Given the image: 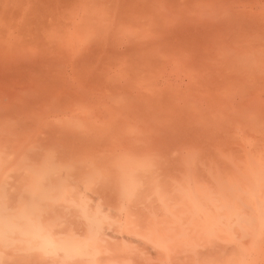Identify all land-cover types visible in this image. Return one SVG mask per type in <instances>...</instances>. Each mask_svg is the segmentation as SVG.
<instances>
[{"label":"rangeland","instance_id":"374dc122","mask_svg":"<svg viewBox=\"0 0 264 264\" xmlns=\"http://www.w3.org/2000/svg\"><path fill=\"white\" fill-rule=\"evenodd\" d=\"M0 102H18L24 108H20L22 112L8 110L4 114L0 108V115L7 116H0V215L11 217L19 211L32 216L37 211L40 217L49 210L36 200L40 191L57 190L53 193L58 199L66 190L83 191L80 194L91 197L85 205L86 213L101 211V200L105 198L104 202L112 207L107 208L109 215L111 210L115 215L120 212L111 223L116 225L120 220L123 224L114 227L98 223L90 233L82 216L70 207L62 211L64 206L57 203L60 211L55 208L52 216L62 219L65 228H59L63 234H77L83 241L103 238L101 244L106 245L107 253L100 254H110L109 260L117 257L120 264H160L165 254L158 253L167 242L157 251L150 249L152 244L157 245L151 240L158 237L151 236V228L147 229L149 220L155 217L149 211L161 208L158 203L149 204L156 199L155 191L144 189L148 193L132 201L134 196L125 190L127 181L137 180L136 184L142 185L138 183L151 177L165 185L164 191H180V187L186 188L189 177L205 182L212 181L210 176H228L233 182L235 175L259 173L262 166L264 174V0H0ZM44 158L50 160L37 168L48 170L55 163V173L23 172L24 167H33ZM19 162L23 171L15 173ZM68 164L72 173H60ZM136 173L141 175L135 179ZM72 180L77 181L74 186ZM81 184L85 189L79 188ZM250 186L256 189L259 184ZM168 193L172 191L166 196ZM226 193L221 196L224 198ZM17 198L22 200L21 209L14 208ZM229 200L235 201L231 195ZM35 201L33 208L30 203ZM162 207L170 216L173 208L168 200ZM134 213L135 218L140 215L136 225H125L126 214ZM33 218L31 227L36 222ZM161 218L156 226L162 223L160 231L164 234L165 225L174 221L167 217V222L165 217V223ZM262 224L258 229L250 226L257 232L256 237L262 233L263 243L258 246L260 251H252L254 259L250 257L248 264H264V221ZM236 228L229 236L239 247V241L250 231L243 238ZM191 238L195 243L199 240ZM221 242L215 243L217 248ZM240 244L243 247L238 248L239 252L244 251L245 243ZM236 246L231 245L238 252ZM83 252L86 259L96 253L86 248ZM194 254L189 255L190 260ZM98 256L94 258L101 264L103 258ZM233 256L228 259L234 260ZM200 257L196 256L195 261ZM166 258L165 262L169 260ZM46 259L27 246L17 249L0 244V264L52 261ZM77 261L72 264H87L86 260Z\"/></svg>","mask_w":264,"mask_h":264},{"label":"bare ground","instance_id":"6f19581e","mask_svg":"<svg viewBox=\"0 0 264 264\" xmlns=\"http://www.w3.org/2000/svg\"><path fill=\"white\" fill-rule=\"evenodd\" d=\"M5 79V78H4ZM6 99V98H5ZM3 102V101H2ZM0 104H2V105H0V108H1V110H2V113H3V111H5V113H6V111H13V110H15V111H18V110H21V109H24V108H22V106L20 105V103H18V102H15V103H7V104H4V103H1L0 102ZM21 108V109H20ZM15 111H13V112H15ZM13 112H10V114L11 113H13ZM20 112H22V110L20 111ZM1 113V112H0ZM16 113H19V112H16ZM16 113H14V114H16ZM4 114V113H3ZM3 114H1V115H3ZM9 114V113H8ZM13 114V115H14ZM0 115V116H1ZM4 116V115H3ZM3 116H2V118H3ZM5 117V116H4ZM7 117V116H6ZM5 117V118H6ZM6 127V126H5ZM15 127H13V128H11V129H14ZM25 128V127H24ZM23 128V129H24ZM11 129H9V130H11ZM7 132V131H6ZM5 132V133H6ZM12 132H13V130H12ZM19 133V132H18ZM22 133V132H21ZM7 134H9V132L7 133ZM1 135V134H0ZM10 135V134H9ZM1 137V136H0ZM4 137H6V135L4 136ZM2 144H4V143H2ZM1 146V149H2V145H0ZM7 147V146H6ZM4 149V148H3ZM19 149V148H18ZM25 155V154H24ZM24 157V156H23ZM23 157H21V158H23ZM42 158V157H41ZM48 160H50V159H43L41 162L40 161H38L37 163L38 164H34L33 165V167H30V168H26V167H24L25 169H24V171H23V165L21 164V162H19V166H18V169H16V172L15 173H18V172H25V173H55V170H56V165H55V163L54 164H51V166L48 168V170H42V169H39V168H37V166L39 165V164H43V162H46V161H48ZM20 164H21V166H20ZM69 166H71L70 164H68V165H66V170H64V171H62V172H60V173H72V168L71 167H69ZM1 167V166H0ZM21 168H22V170H21ZM138 174H140L141 175V173H136V174H134V176H133V178H135L136 179V177L137 176H139ZM239 175V174H238ZM154 177V179H156L155 178V176H153ZM228 176H225L223 179H221V177H219V178H213V176H212V178H211V176H210V180H212V181H208V180H206V179H204L205 180V182L206 181H208V182H210L209 184L208 183H205L204 181H202L201 179H198V178H193L192 180H190V178L191 177H189L188 178V181H187V185H186V188L184 189L183 188V186L182 187H180L178 190H180V191H175L176 189L175 188H173V190H171L172 191V193H168V196H166V193L167 192H171L170 190L169 191H164L165 189H163L164 187L163 186H165V185H163V184H160V183H157L156 181H157V179L156 180H153V178H151V177H145V180H143V181H141V182H139L138 184H142V185H137L136 183H137V180H129V181H127V184H125V190L128 192V193H132L130 196H134V198L132 199V201L134 200H136V199H138L139 198V196L140 195H142L143 196V194H145V193H148V192H145V190L146 191H148L149 190V192H152L153 190L155 191V198L157 199V201H156V199L155 200H150L149 201V204L151 203H153V204H157V206H159L158 208H160L159 210H160V213H157L155 210V212L153 213H150V211H149V214H152V216L151 217H153V216H155L156 217V219H155V217H153L154 218V220L151 218L149 221L152 223H150V222H148V219H147V222L150 224V225H147V229L148 228H151V229H149L148 231V233L151 235V236H153V237H158L157 239H152L151 240V243H155V244H157V245H153L152 244V248H150V249H153V250H155L158 246H160L161 244L162 245H164L166 242V244L164 245L165 247H162L161 249L162 250H160V253H158V255H160V254H165V256H162V257H164V258H162L161 260H160V264H162L163 262H165V260H167V256H168V259L170 260V264H187L189 261H190V263H188V264H192L191 263V261L193 262V264L195 263H197V264H201L202 263V261L204 260L205 261V259H206V263L203 261V263L202 264H212L213 263V261H216V262H220V264H248V263H250L251 261L249 260V258L251 259V260H253L254 258V254L256 253V251L258 250V251H260V249H259V244H260V242L261 243H263V240H262V238H263V236H262V233L261 232H258V236H260V237H256V234H257V232H255V230L254 229H251L252 227H257V226H259V224H262V222L264 221V219H263V215H264V213H263V210H264V198H263V196H264V189H263V184H264V174H263V166L262 167H260V170H259V173H253V174H246V176L245 175H243V177H245V179H242L243 177H241V176H234V181L233 182H230V180L229 179H231V181H232V178H227ZM240 177V178H239ZM149 178H151V179H149ZM238 178V179H237ZM203 179V178H202ZM240 179H242V180H240ZM70 180V179H69ZM213 180L215 181V182H213ZM236 180H238L237 182H235ZM71 181V180H70ZM193 182V183H190V182ZM74 182H77V181H73L72 180V184H73V186H74ZM81 182V181H80ZM82 183V182H81ZM70 184V183H69ZM69 184H66V186L67 185H69ZM72 184H70V185H72ZM77 184V183H76ZM75 184V186H77L78 184H80L79 182H78V184L76 185ZM215 184V185H214ZM253 184H259V187H257L256 189H251L250 187V185H253ZM65 185V184H64ZM64 185L62 186V187H64ZM69 185V186H70ZM214 185V186H213ZM65 186V187H66ZM82 186V187H81ZM81 186L79 187V188H81L82 190L83 189H85L84 188V186L81 184ZM40 187H42L41 186V183H40ZM78 187V186H77ZM146 188H148V189H146ZM150 188V189H149ZM153 188V189H152ZM43 189V188H42ZM51 189V188H50ZM143 189V190H142ZM145 189V190H144ZM152 189V190H151ZM163 189V190H162ZM227 189H229V190H232V191H234V192H236V195H235V193H233V196H232V193L229 191V190H227ZM49 189H44V190H42V191H40L39 193H38V196H39V198L37 197L36 198V200H40V202L42 203V205L45 207V208H47V209H49L48 211H45V214L43 215H41L40 217H38V213H37V211H35V212H32V216L34 215V220L36 221L34 224H33V227H31L30 225V220H31V218H32V216L29 214V215H27V214H21L19 211H17L15 214H14V216H11V217H8L7 215H5V214H2V215H0V223L3 225V226H0V244H6V245H9V247H12V248H19V246H20V248H22V247H28L29 248V250L30 251H34V252H36L37 254H39V255H41L42 256V258L43 257H45V259L46 258H50L52 261L50 262V261H48V263L47 264H67L68 262H70V263H68V264H72L73 262H75L76 263V260H81V262L83 261V260H86L87 261V264H100L99 263V260H97L96 258H94V257H97L98 255H100L103 259H102V261H101V264H120L121 262H120V260L119 261H117V257H114L113 258V260H112V257L110 258L111 260H109V255L110 254H105V253H107L106 252V250H105V248H107L106 247V245L105 244H101V243H104V240H103V238H101V237H96L94 240H92L91 238L90 239H87V240H84L83 241V239H81V237L80 236H77V234L75 235V234H71V233H68V235H66V234H63V229L65 228L64 226V223H62V219L59 217V216H57L56 215V217H57V219L55 218L54 219V216H52V215H54V211H56V209L55 208H58L59 206H61V207H63L62 208V211H63V209L64 208H66V209H64V210H67L69 207L70 208H72L74 211H76L77 212V214L79 215V216H82L81 218H84V224L86 225V226H88V229H89V232L90 233H92V232H94L93 231V227L95 226V225H98V223H101V225L102 224H107V223H111V222H114V220H115V217L113 218V216H117L118 214V216L120 217V212L117 214V215H115L114 213H115V211H113V210H111L112 209V207L110 206V204L108 205V203L106 204V202H104L105 200V198H103L102 199V197H101V211H96V212H92V213H86V203H88L89 204V201H91V197L89 198V196H86L85 194H80L81 192H83V191H81L80 193H78V192H76V193H74L73 191H71L70 192V190L67 192V190H66V194L65 195H63V194H61V195H63L62 197H60L59 199L58 198H55L56 196H54V191H56L57 192V190H50V191H48ZM78 190V189H77ZM140 190V191H139ZM161 190V191H160ZM215 192H214V191ZM221 190L222 191H226V192H221ZM86 191V190H85ZM163 191L165 192V194H162L163 193ZM217 191H218V193H217ZM61 192V191H60ZM145 192V193H144ZM162 192V193H161ZM178 193V196H177V194H173V193ZM220 192V193H219ZM228 192L229 193H231V194H228ZM86 193H87V191H86ZM140 193V194H139ZM221 193H226L225 194V197L227 196V194L229 195V197H227V198H223L221 195H223V194H221ZM58 194V193H57ZM73 194H74V196H73ZM89 194V193H88ZM171 194V195H170ZM219 194V195H218ZM84 195V196H83ZM174 195H176V197L174 196ZM230 195H231V197H232V199H235V201H232V200H229V198H230ZM82 196H83V198L85 197V199L86 200H83V198H82ZM136 196H138V197H136ZM169 196H170V198H169ZM224 196V195H223ZM235 196V197H234ZM162 197V198H161ZM172 197H173V199L175 200V199H178L177 200V203H175L176 201H174L173 202V199H172ZM177 197H179V198H177ZM75 198V199H74ZM166 198H168V199H166ZM237 198H238V200H240V203L242 204V202H243V207H245L246 205V207L245 208H243V207H240L239 205H240V203H239V205L237 204L238 203V200H237ZM72 199V200H71ZM73 199H74V201H73ZM159 199H162V200H160L159 201ZM166 200V202H167V200H168V202H169V204L171 205V207L173 208H170V209H172V210H170V212H169V215L170 216H168V214H167V212H165V210L163 209V205H164V201ZM146 201H147V203H146V207L149 209V207H148V199L146 198ZM162 201V202H161ZM171 201V202H170ZM242 201V202H241ZM59 202H61V203H59ZM63 202L65 203V205L63 204ZM160 202H161V204H160ZM236 202V203H235ZM16 205H17V207H14V208H20L21 209V205H22V200L21 199H18L17 198V202H14ZM58 203V207H57V205H55V204H57ZM106 205H105V204ZM21 204V205H20ZM30 204H32V205H30L31 207H35L36 205H34V204H37V202L35 201V202H32V203H30ZM104 204V205H103ZM150 204V206H152ZM163 204V205H162ZM176 207H175V206ZM241 205V206H242ZM55 206V207H54ZM105 206H107V207H105ZM109 206V207H108ZM178 206H180V209H179V207ZM237 206H239L240 208V210L237 208ZM60 207V208H61ZM156 207V206H155ZM249 207V208H248ZM60 208H58L57 210H59ZM107 208H108V210H109V208H111L110 210H111V213H110V215L107 213V212H110V211H107ZM147 208H144L143 207V209H147ZM175 208H178L177 210H175ZM148 209H147V211H148ZM154 209V208H153ZM245 209V210H244ZM249 209H251L250 210V212H246V211H249ZM54 210V211H53ZM242 210H243V212L245 213H242ZM60 211V210H59ZM104 211H106V212H104ZM146 211V212H147ZM163 213H162V212ZM253 211V212H252ZM252 212V213H251ZM60 213V212H59ZM63 213V212H62ZM113 213V214H112ZM173 213H177V215H174ZM55 214H57V213H55ZM111 214H112V218H111ZM158 214H160V215H158ZM173 214V215H172ZM164 215L166 218L168 217V218H171L172 219V222L173 223H171V224H169V223H167L168 222V218H167V222H166V219H165V217L163 216V218H164V220H163V222L165 221V223H167V225H169V227L167 226V225H165V227H167L165 230L167 231V233H161V226H163L162 225V223L160 224L159 223V225H160V227L159 226H156V225H158V223H157V221L156 220H158V221H160L161 222V220H160V218L162 217V216ZM167 215V216H166ZM135 216H136V213H134V214H126V216L124 217V223H125V225H127V226H129V225H136V223L134 224V222L136 221L137 222V219L138 218H140V215H138V218H135ZM160 217V218H158V217ZM174 216V217H173ZM130 217H131V219H130ZM158 218V219H157ZM163 218H161V219H163ZM37 219V220H36ZM39 219V220H38ZM114 219V220H113ZM121 219V218H120ZM171 219H169L170 221H171ZM205 219H207L208 221H209V223L208 224H203V223H201L203 220H205ZM113 220V221H112ZM133 220V221H132ZM146 220V219H145ZM177 220H179V221H177ZM181 220V221H180ZM186 220V221H185ZM126 221V222H125ZM132 221V222H131ZM169 221V222H170ZM183 221H184V226L181 224V223H183ZM16 222H17V224H16ZM18 222H20L21 224H19ZM65 222V224H67L66 223V221H64ZM118 222V224H116ZM115 224L116 225H114V223H111L110 225H108V226H111V225H114V227H119V225H121V224H123V223H121V221L119 220V221H117ZM140 222V221H139ZM142 222V221H141ZM140 222V223H141ZM253 222H254V224H255V226H252L251 224H253ZM60 223V224H59ZM132 223V224H131ZM147 223V224H148ZM154 223H156V224H154ZM179 223H180V225H179ZM234 223H236V224H238V226H233L232 227V225L234 224ZM242 223H244V224H242ZM251 223V224H250ZM60 226H59V225ZM62 224V225H61ZM138 224V223H137ZM154 224V225H153ZM177 224V225H176ZM245 224H248V227L249 228H247L246 229V225ZM258 224V225H257ZM173 226L172 228H171V226ZM176 225V227H178V226H182L181 228H179L178 227V229L176 228V227H174ZM190 225V226H189ZM243 225V226H242ZM263 225V224H262ZM63 226V227H62ZM150 226V227H149ZM158 228V230L160 231V232H158L157 231V229L155 228ZM246 226V227H245ZM250 226H252V227H250ZM261 226V225H260ZM259 226V227H260ZM59 227H61V228H63V229H61V228H59ZM135 227H138V226H135ZM192 227V228H191ZM232 227V229H231V231H230V228ZM236 227H238L241 231H242V235L241 236H243V234H245V232L246 231H250V232H252V233H247V234H249L248 235V237L247 238H245L244 236H243V238H245L244 240H240V239H238V236H236V235H234L235 236V238H237V240L239 241H243V243H245V245H244V251H243V249H241L240 250V252L238 251L239 249H240V247L242 248L243 246H241V244H240V241H239V247H238V242H237V246H236V244H235V240L234 239H232L233 238V236H232V238L229 236L230 235V233L233 231V228H236ZM262 227V226H261ZM154 229V232H153V229ZM175 228L178 230H175ZM182 228L184 229L183 231H182ZM188 228V229H187ZM190 228H191V230L194 232V233H192V231H190ZM104 229H106V227L104 228ZM146 229V230H147ZM168 229V230H167ZM179 229L181 230V232H179ZM237 229V228H236ZM248 229H250V230H248ZM256 229V228H255ZM257 229H258V227H257ZM152 230V231H151ZM170 230H171V232H170ZM185 230H187L186 232H185ZM252 230V231H251ZM156 231V232H155ZM174 231H176L178 234H176ZM258 231V230H257ZM152 232H153V234H152ZM169 232V233H168ZM182 232H183V235H181L182 234ZM185 232V233H184ZM189 232V233H188ZM161 233V234H160ZM170 233H172V234H170ZM176 235H175V234ZM191 233V234H190ZM233 233V232H232ZM254 233H256V234H254ZM149 234H147V232L145 231V235H149ZM156 234V235H155ZM160 236H158V235ZM164 236H163V235ZM167 236H166V235ZM169 234L171 235V237L169 236ZM175 235V237H174V235ZM187 235V237H185L186 235ZM188 234H190V235H188ZM193 234V235H192ZM247 234H245V236H247ZM180 235V237H178V239H176L177 238V236H179ZM197 237L196 239L198 240H200V241H203L204 242V244L202 245V242H200L199 240V243H200V245H198L197 243H198V241L195 243V240L194 239H192L191 237H194L195 238V236ZM232 235V234H231ZM173 236V237H172ZM181 236H184L183 238L181 237ZM241 236H239V237H241ZM253 236H255V237H253ZM166 237V240H164V238ZM250 237V238H249ZM174 238V239H173ZM191 238V239H190ZM242 238V239H243ZM254 238V239H253ZM260 238V239H259ZM103 241H102V240ZM169 239V240H168ZM187 239V240H186ZM232 239V240H231ZM252 239V240H251ZM256 239H259L258 241L256 240ZM144 240V239H143ZM185 240H186V242H185ZM190 240V241H189ZM192 240V241H191ZM215 240H217L218 241V244H219V242H221V241H223L224 243H226V244H228L229 246H230V249H229V246H228V248H226L224 245H226V244H223L222 242H221V244H223L222 246H221V244L219 245L220 246V248H217V244H215L217 241H215ZM233 240L235 241V242H233ZM250 240V242H247V241H249ZM253 240H255V242L253 241ZM261 240V241H260ZM157 241H159L158 243H156ZM178 241V242H177ZM179 241H182L183 243H184V245H183V243L182 242H179ZM213 241V242H212ZM247 243H249V244H247L246 245V242ZM170 242V243H169ZM173 242V244H177V245H179L180 244V246L181 245H183V248H182V246L181 247H178V246H172L171 247V243ZM175 242V243H174ZM251 242H253L254 243V245H253V243L251 244ZM257 242V243H256ZM205 243H207L206 245H207V247H206V245H205ZM214 243V244H213ZM170 244V245H169ZM188 244V245H187ZM192 246H191V245ZM232 244H234V246H236V248H237V251L238 252H236L235 251V249H233L232 247H231V245ZM161 245V246H162ZM168 245H169V247H170V250H169V247H168ZM196 247H195V246ZM154 246V247H153ZM190 246V247H189ZM200 246L202 247V248H200ZM216 246V251H215V249H214V247ZM218 246V247H219ZM224 246V247H223ZM227 246V245H226ZM246 246V247H245ZM249 246V247H248ZM254 248H253V247ZM261 246H262V244H261ZM102 247H103V249H102ZM167 247V248H166ZM174 247V248H173ZM194 247L196 248V249H194ZM203 247H204V249H203ZM251 247V248H250ZM92 249L93 251H95L96 253H94L93 255H90L89 257H90V259H86L85 258V254H84V252H83V249ZM163 248H165V250L163 249ZM175 249V248H177L178 249V251H174V250H172V249ZM179 248H180V250H182L181 251V253H182V255H181V253L179 252L180 250H179ZM185 248V249H184ZM188 248V249H187ZM208 250H207V249ZM223 248H224V250H223ZM239 248V249H238ZM246 248H247V250H246ZM256 248H257V250H256ZM260 248H262V247H260ZM122 250L123 249H125V247L124 248H121ZM194 249V250H193ZM201 249V250H200ZM203 249V250H202ZM219 249V256L220 257H218V250ZM220 249H222V250H220ZM227 249H228V251H227ZM236 252V253H232L231 255L229 254V253H231L233 250ZM252 249H254V250H252ZM263 249V248H262ZM103 250H105V251H103ZM108 250V249H107ZM166 250H168L167 251V253H165V251ZM186 250V251H185ZM200 250V252H198ZM204 250H206V255H204ZM213 250H214V252H213ZM100 251L103 253V252H105L104 254H100ZM124 251V250H123ZM156 251H157V249H156ZM173 251V252H172ZM189 251V253L187 254V252ZM190 251H194L193 253H195L194 255H196L197 257H200V255H204V256H206V257H200L201 259H196V261H195V258H196V256H194L193 258L194 259H192V260H190V258H189V255H190V257L191 256H193V255H191V254H193L192 252L190 253ZM207 251L209 252L208 254H207ZM224 251V252H223ZM229 251H231V252H229ZM252 251L254 252V254L252 253ZM257 251V252H258ZM159 252V251H158ZM162 252V253H161ZM172 252V253H171ZM176 252V253H175ZM201 252H203V254L201 253ZM221 252H222V254H221ZM226 252V253H225ZM248 253V252H250L249 253V256L247 255V256H245L246 255V253ZM197 253H198V255H197ZM200 253V254H199ZM211 253H214V254H212L213 256L211 257L210 256V254ZM215 253H217L216 255H215ZM225 253V254H224ZM229 254V256L228 257H230V256H233V254H236V255H234L233 257H235L236 256V258L239 256L240 258H237V259H240V261L239 260H237L236 258H233L234 260L236 259V261H234V260H232L231 258H229L228 259V257H227V255ZM239 253V254H238ZM244 253V254H243ZM252 253V254H251ZM154 254V253H153ZM167 254V255H166ZM179 254L181 255V259L179 260L178 259V261H177V258H178V256H179ZM154 255H156V254H154ZM174 255H175V257H174ZM177 255V256H176ZM185 255V256H184ZM188 255V256H187ZM208 255V256H207ZM222 255L224 256V255H226L225 257L227 258V260H226V258L225 257H222ZM238 255V256H237ZM250 255H252V256H250ZM107 256H109L108 258H107ZM118 256H120V255H118ZM121 256H123V255H121ZM120 256V257H121ZM175 258H173V257ZM215 256H217V257H215ZM243 256V257H242ZM256 256H258V255H256ZM99 257V256H98ZM170 257H172L173 258V260H172V258H170ZM186 258V259H184V258ZM208 257H211L209 260H208ZM213 257H215V258H217V259H213ZM247 257L248 258V260L246 261V259L245 258ZM94 258V259H93ZM107 260H106V259ZM180 258V257H179ZM223 258H225V261L223 262L222 261V259ZM99 259V258H98ZM105 259V260H104ZM182 259H183V261L185 260V262H183L182 261ZM187 259L189 260L188 262H186L187 261ZM232 261H231V260ZM47 260V259H46ZM109 260V261H108ZM168 260V261H169ZM202 260V261H201ZM211 260V261H210ZM213 260V261H212ZM230 262H229V261ZM242 260H243V262L245 261V262H247V263H242ZM77 261V262H78ZM105 261V262H104ZM110 261H112V263L110 262ZM113 261H115V262H113ZM121 261H123V260H121ZM163 261V262H162ZM168 261H166V262H168ZM195 261V262H194ZM221 261H222V263H221ZM255 261V260H254ZM44 263H45V261H43ZM47 262V261H46ZM80 262V261H79ZM118 262H120V263H118ZM165 262V263H166ZM173 262V263H172ZM209 262V263H208ZM215 262V263H216ZM256 262V261H255ZM264 262V261H263ZM85 263V262H84ZM165 263H163V264H165ZM218 263H216V264H218ZM259 263V262H258ZM78 264V263H77ZM80 264V263H79ZM82 264V263H81ZM157 264V263H156ZM159 264V263H158ZM214 264V263H213ZM257 264V263H256Z\"/></svg>","mask_w":264,"mask_h":264}]
</instances>
